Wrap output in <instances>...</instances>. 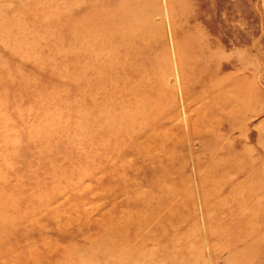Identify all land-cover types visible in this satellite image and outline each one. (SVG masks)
<instances>
[{
  "label": "rangeland",
  "instance_id": "374dc122",
  "mask_svg": "<svg viewBox=\"0 0 264 264\" xmlns=\"http://www.w3.org/2000/svg\"><path fill=\"white\" fill-rule=\"evenodd\" d=\"M0 264H264V0H0Z\"/></svg>",
  "mask_w": 264,
  "mask_h": 264
}]
</instances>
